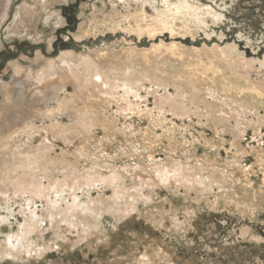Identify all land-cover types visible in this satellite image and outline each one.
<instances>
[{
  "label": "rangeland",
  "instance_id": "obj_1",
  "mask_svg": "<svg viewBox=\"0 0 264 264\" xmlns=\"http://www.w3.org/2000/svg\"><path fill=\"white\" fill-rule=\"evenodd\" d=\"M144 1L149 21L166 8L165 0ZM189 1L205 10L206 21L190 23L191 30L179 36L164 30L153 38L137 29L135 20L129 25L119 18L102 26L113 13L114 0H42L35 20L24 19L23 7L30 0H0V105L5 104L2 83L18 80L14 64L22 61L37 70L38 51L52 59L64 51L79 55L175 43L188 54L170 49L154 59L169 63L173 60L168 55L178 56L168 71L182 72V82L194 68L201 69L199 65L208 62L214 50L230 53L240 67L249 68L253 81L264 85V0ZM124 4L119 7L123 13ZM136 8L133 5L132 10ZM96 9L100 24L94 23ZM83 24L92 29L78 38ZM122 72L119 67L113 76L121 77ZM91 73L100 82L105 78V70ZM143 84L137 94L130 95V103H108L110 121L98 122L90 135L85 130L64 139L49 129L50 120L35 119L41 126L38 135L30 140L24 137L13 150L48 147L56 164L29 174L20 170L27 190L8 182L0 191V264H264V104L257 105L261 114L250 109L240 118L242 126L233 129V122L227 129L204 112L205 104L199 105V99L191 96L193 87L187 82L181 89L194 104L189 99L184 108L167 101L176 92L173 85L166 90L149 80ZM228 86L221 80L213 85L222 95L228 93ZM22 90L20 110L25 107L29 114L35 113V102L22 104L32 98L31 91ZM73 90L71 83L64 94L72 96ZM74 105L72 114L59 116L71 131L77 124L75 115L84 110L82 102ZM7 156L0 153V168ZM162 169L169 170L167 176H162ZM188 185L200 190H189ZM247 205L252 211L243 214Z\"/></svg>",
  "mask_w": 264,
  "mask_h": 264
},
{
  "label": "bare ground",
  "instance_id": "obj_2",
  "mask_svg": "<svg viewBox=\"0 0 264 264\" xmlns=\"http://www.w3.org/2000/svg\"><path fill=\"white\" fill-rule=\"evenodd\" d=\"M31 1L33 3H31ZM64 1L66 2V0H64ZM125 2L127 3V5L123 8H126V12L123 13V11H121L119 9V7H120L121 3L124 4ZM144 2H145L144 0H135V4H133L130 0H114L113 9H112L113 13H111L109 15V19L106 18L107 20L105 19L103 24H101V25L105 26V24L108 23V21L109 22L110 21H116L119 18H121V19L123 18L122 20L129 22V25H130V22L132 20H135L137 22V24H136V26L138 27V28L136 27L137 29L145 31V32H147V34L149 33L150 36L155 38L154 37L155 35L163 32L164 30H170L172 32L173 37H174V35H176V34L178 35V34L182 33L183 31L191 30L190 29L191 28L190 23H193V24L195 23V25H196V23H204L206 21L205 20L206 14L204 13L205 10H203L201 7L195 5V3L190 2L189 0H179V1H176L174 3L170 2L169 0H165V2H166L165 3L166 4L165 10L162 13H158L156 18L149 21L148 20L149 18L145 13L146 12L145 8H143V6L145 5ZM41 4H42V0H30V3L26 2L24 7H23L24 19L25 20L26 19H30V20L34 19L36 14H38V10L40 9ZM133 5H135V7H137L136 10L135 9L132 10ZM140 5H141V7H139ZM98 12L99 11L96 9L93 13L95 22L94 21H92V22H94V23H96V22L99 23V19H97L98 18V16H97ZM208 13H211V11L208 10ZM179 22H181V26H179L180 25ZM90 23H91V21H90ZM82 26L84 28L85 24H83ZM177 26L179 27V29H177ZM91 29L92 28L86 29V27H85L83 29V31L81 32V34L78 36V38H84V37L88 36L90 34ZM42 32H43V30H42ZM140 34H142V33H140ZM159 35H161V34H159ZM170 49L173 51L180 50V51H183V52L188 54L187 50L181 48L180 46H178L175 43L170 44V45L162 43L160 45H153L150 49L146 48V50H144V49L140 50V49H136L134 46H128V47H123L120 50L99 49V51H95V52H92L89 54H79V55H77L75 52H72V51H67V52L64 51V53L62 52L59 57L52 58V59L44 58L43 55L38 51L37 52V59H36V61L38 62V65H37L38 69L37 70H34L32 67H26L24 65V62H22V61H18L16 64H14L15 65L14 71H15V74H16L18 80L12 84L11 83H2V92H3L5 104L0 105V116L3 115V117H2L3 120L1 121V124H0V153L1 154L7 153L8 156L3 161L2 168H0V191L2 189H4V187L7 186L8 182H10L14 188L21 186L23 189H26V181H25V179L22 180V178L19 174L20 170H23L24 173L29 174V173H34L35 169H38L42 166L50 167V165L55 166V164H56V160L54 159V157L53 158L51 157L52 156V155H50L51 151L48 147L41 148L42 147L41 146L40 149H34V150H32V149L28 150V149H26V147L19 149V147H17L18 149L13 150L16 147L15 146L16 144L18 145V143L23 142L24 137H27L30 140V139L34 138L35 133L38 135L37 131L41 128V126H37L35 119L38 118L39 121H41V122H45L46 120H50L51 124H50V126H48L49 129L54 134L59 133L60 135H64V136H62L64 139L67 138L66 136L68 134L80 133V132H84L85 130L89 131L88 135H90L89 134L90 129L93 126L98 125L97 124L98 122L99 123L100 122L106 123V122L110 121L109 115H108V108H109L107 106L108 103H114V102L119 103L121 101H125L126 103H130L131 102L130 101L131 100L130 95L137 94L140 87H143V85H144L143 83L145 80H147V81L149 80L155 84H160L166 90H169L168 85H173L176 92L174 94L170 93L169 94L170 96H168L167 101L170 102L169 104H172L174 107H178V108L179 107L180 108L187 107V104L189 103L188 101H190V100H191L190 103L192 105L194 104V99L187 97L184 94V91H182V89H181L182 85L185 82H187L188 84H190L193 87L191 96L196 98V99H199V101H197L199 105L205 104L204 112L208 113V114L210 113L211 118L216 123L221 124L222 126L226 127L227 129L231 126V124L233 122L235 123V125L233 124L234 125L233 129L239 128L240 126H242L244 121L241 120L240 118L242 116H244V114H246L250 109L255 110L254 111L255 115L261 114L259 109H258L259 106H257V105H258V103L264 104V85H262V84L259 85V83H256L255 81H253L251 79V76H250L249 68L248 67L244 68L243 66L246 67V65H244V64L240 67V65L237 63V61H235L231 57H229L228 54H230V53L226 54V52L222 51V50H221L222 52L217 53V52H214V50H213V52L210 53L211 55L208 54V62H206L203 65H199V67L201 69H195L194 68L193 71L189 72L188 80H184L185 82H182L180 80L182 72L173 73V72L168 71L172 63L178 62V59H179L178 56L168 55L173 60L172 62L169 61V63L167 61H164V59H162V58L160 60H156L157 57H158L157 59H159V57L164 54L165 50H170ZM217 50L219 51V49H217ZM200 53H202V52H200ZM200 53L197 52L196 54H200ZM154 57H156V58L154 59ZM251 59H249V60H251ZM99 60H103V63H100ZM105 62L107 64H105ZM263 62H264V60H263ZM157 64H159V65L162 64L164 67L162 69H159V68H157ZM248 64H250L249 66H251V63H248ZM119 67L122 68V70H123L122 75H121V77H114L113 73L115 71H117L119 69ZM101 69L105 70V73H103V74H105L104 75L105 78L103 80H101L102 82L99 81L100 79L98 77H96V76L92 77L91 76L92 75L91 72L93 70L100 72ZM151 74H152V76H151ZM262 77H264V70H263V76ZM229 79H235L239 83H237V84L236 83L235 84L230 83ZM219 80L224 81V83L228 84L229 85L228 87H230L227 90L228 93L225 95L218 94L216 89L213 87L215 82H217ZM24 81H25V83L21 87L20 83H23ZM71 83L74 85V90H73L74 93L72 94V96H67L64 93L69 89V85ZM199 83H201L202 85H199ZM26 89L27 90L29 89V91H31L30 96L32 98L29 97L31 99L30 100H28V99L24 100L22 104L25 105L28 102H30V103L35 102L37 105V111L35 113H32V114H29V110L27 111V109L25 107L20 110V107L18 104L19 98H20L19 94L21 93L20 90H22V92L24 93L26 91ZM61 94H64V97L63 96L61 97ZM166 97H167V95H166ZM162 98L164 100V97H162ZM55 100L57 101L56 104L51 105V102H53ZM77 102H78V104H79V102H82L84 104V107L82 108L84 110L81 111L80 113L78 112L79 113L78 116L75 115L78 125L77 124L73 125L74 129L71 131V129H69L67 125H64L60 122L61 120H59L60 119L59 116H61L64 113L72 114L71 111L75 107L74 104H76ZM165 104L163 103V105H165ZM159 106H160V104L158 105V108H160ZM164 107H166V105ZM197 107L199 108V106H197ZM5 108H7V109H5ZM132 108H133V106H132ZM129 109H131V108H129ZM131 110H133V109H131ZM163 110H164V108H163ZM186 110L187 109H184V111H186ZM149 111H151V109ZM172 111L173 110H171L170 112H172ZM176 111H177V109H176ZM182 112H183V110H182ZM174 113H176V112H174ZM178 113H179V111H178ZM180 113L178 115H180ZM113 115H114V113H113ZM181 116H180V118H181ZM188 122H190V121H188ZM258 122H261V121L259 120ZM192 123H194V122H192ZM104 128H105V126H104ZM107 128H108V126H107ZM218 129H220V128H218ZM43 130H45V129H43ZM40 131H39V133H40ZM243 131L244 130L242 128L241 132H243ZM236 132L238 134H240L239 129ZM255 132H254V134H255ZM26 140H27V142H29L28 139H26ZM74 140H76V138ZM204 140H206V139H204ZM115 141H117V140H115ZM68 143H66V144H68ZM176 144L177 143H175V145ZM24 145H26V144H24ZM219 145H220V143H219ZM222 145H223V143H222ZM34 146H35V144H34ZM28 148H31V147H28ZM233 148H234V146H233ZM66 152H67V150L65 151V154H66ZM81 152H80V154H81ZM184 156H186V155H183V157ZM187 156H188V154H187ZM178 157H180V156H178ZM78 160H79V158H78ZM234 161H237V160H234ZM234 161H232V163ZM69 162H71V161H69ZM66 165H65V168L69 169V167H66ZM74 166H75V164H74ZM187 166H188V164H187ZM218 167H219V165H218ZM52 168L53 167H51V169ZM225 168H226V166H225ZM42 169H44V168H42ZM110 169H112V168H110ZM117 169L115 168L114 172ZM195 169L193 168V170H195ZM197 169H200V167L199 168L197 167ZM40 170L41 169H39V171ZM82 170L84 171V169H82ZM89 170H91V169H89ZM156 170H157V168H156ZM193 170H192V172H193ZM211 170H213V169H211ZM218 170H219V168H218ZM229 170H230V168H229ZM58 171L60 172L63 170H58ZM85 171H88V170H85ZM168 172H169L168 169H164V170L162 169L161 174H162V176H167ZM170 172H172V170ZM116 174H117V172H116ZM148 174H150V173H148ZM105 176H107V175H105ZM117 177H118V175H117ZM33 178L34 177H32L31 179H33ZM207 182H209V181H207ZM2 183L4 186L2 185ZM168 184H170V182H168ZM193 187H195V189L200 190V188H198L194 185H188L186 188L191 190V189H193ZM7 189H9V188H7ZM23 189H22V191H24ZM201 190L203 191L204 189L201 188ZM248 193L251 194V192H248ZM247 197H248V194H247ZM234 199L236 201L237 200L239 201V198L235 197ZM228 200H230V199H228ZM250 205H252V204H250ZM250 205H247L246 208H243V210H244V211H242L243 214L248 213V211L249 212L252 211V207ZM17 242H19V241H17Z\"/></svg>",
  "mask_w": 264,
  "mask_h": 264
}]
</instances>
